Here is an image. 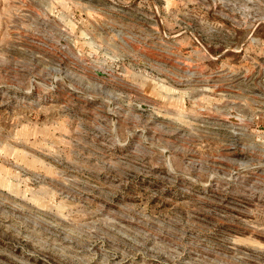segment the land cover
I'll return each instance as SVG.
<instances>
[{
	"label": "rangeland",
	"instance_id": "1",
	"mask_svg": "<svg viewBox=\"0 0 264 264\" xmlns=\"http://www.w3.org/2000/svg\"><path fill=\"white\" fill-rule=\"evenodd\" d=\"M0 264H264V0H0Z\"/></svg>",
	"mask_w": 264,
	"mask_h": 264
},
{
	"label": "water",
	"instance_id": "2",
	"mask_svg": "<svg viewBox=\"0 0 264 264\" xmlns=\"http://www.w3.org/2000/svg\"><path fill=\"white\" fill-rule=\"evenodd\" d=\"M98 74H102L100 71H98Z\"/></svg>",
	"mask_w": 264,
	"mask_h": 264
}]
</instances>
